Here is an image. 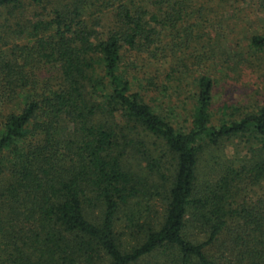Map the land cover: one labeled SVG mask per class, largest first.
Masks as SVG:
<instances>
[{
    "label": "trees",
    "instance_id": "trees-1",
    "mask_svg": "<svg viewBox=\"0 0 264 264\" xmlns=\"http://www.w3.org/2000/svg\"><path fill=\"white\" fill-rule=\"evenodd\" d=\"M229 1L0 0L23 37L9 47L0 33V264H264V195L249 198L264 182V102L237 117L224 106L215 125L201 74L186 131L145 102L162 73L172 78L169 55L196 20L208 22L205 6ZM257 7L264 14V0ZM93 9L110 15L106 29ZM248 49L264 54V32ZM148 138L173 165L163 210L142 221L135 207L161 195L150 178L168 181L140 150ZM235 139L247 148L237 164L217 153ZM206 151L216 168L199 181ZM132 152L138 173L125 166Z\"/></svg>",
    "mask_w": 264,
    "mask_h": 264
},
{
    "label": "rangeland",
    "instance_id": "rangeland-1",
    "mask_svg": "<svg viewBox=\"0 0 264 264\" xmlns=\"http://www.w3.org/2000/svg\"><path fill=\"white\" fill-rule=\"evenodd\" d=\"M243 1L242 3V0H230L231 4L229 5L209 4L205 6V8H211L203 11L208 22L202 24L201 21L196 20L197 25L192 29L193 40L187 46L175 49L169 55L171 69H173L171 79L163 80L162 72L167 73V67L163 63L160 64L159 70L163 78L159 82L157 81L158 87L153 90L154 94L149 92L145 94V102L160 116L168 120L173 127L185 131L189 128L195 102L193 81L201 74L207 75L213 81L211 107L213 124H218L222 112H224L222 110L224 106L236 109V111H226L227 115L232 112L236 113L235 117L257 111L262 106L264 102V54H253L248 49L250 37L264 32V14L257 7L262 3V0ZM21 10L24 11L25 8ZM30 10L26 9L28 13ZM95 12V9L91 10L90 18L100 19L101 28L106 29L110 25V15ZM5 18L7 15L4 14L0 18V33L2 35L8 33L9 47L15 43H23L22 36L10 33L15 29V21L10 19L9 22H6L3 20ZM198 34L203 37L202 40L196 39ZM164 86L167 89L163 91ZM144 141L145 146H140V150L148 149L150 157L161 163V173L166 175L168 181H160L157 176L150 178V183L157 189L155 192L161 195L153 196L147 210L145 203L140 206L135 205V214L139 212L136 217L138 218L140 215L142 221H145L146 217L148 220L155 219L158 212L163 210L166 196L164 186L166 184L167 187L169 180L171 181L170 169L173 165L172 158L162 154V148L158 147L156 140L148 138ZM245 145L244 141L235 139L233 142L221 145L217 153L223 161L231 160L237 164L247 152ZM132 154L126 156L125 166L130 171L138 173L144 162L139 154L136 152H132ZM207 159L206 151L202 154L199 164V181L209 180L214 175L213 170L216 167L208 164ZM260 195H264V182L252 189L249 198ZM92 214L97 215V212ZM117 229L118 232L125 234L121 237L122 241L127 244L133 243L134 239L131 237V232L126 229L124 218L118 222ZM188 235H191L190 231ZM159 260L151 262L147 259L146 262L154 264Z\"/></svg>",
    "mask_w": 264,
    "mask_h": 264
}]
</instances>
